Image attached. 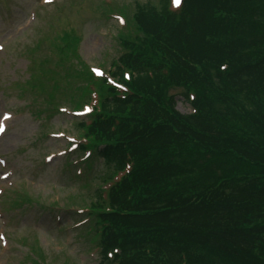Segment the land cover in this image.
<instances>
[{
    "label": "trees",
    "instance_id": "1",
    "mask_svg": "<svg viewBox=\"0 0 264 264\" xmlns=\"http://www.w3.org/2000/svg\"><path fill=\"white\" fill-rule=\"evenodd\" d=\"M127 16V91L103 88L87 125L106 165L129 166L89 208L101 264H264V0Z\"/></svg>",
    "mask_w": 264,
    "mask_h": 264
},
{
    "label": "rangeland",
    "instance_id": "2",
    "mask_svg": "<svg viewBox=\"0 0 264 264\" xmlns=\"http://www.w3.org/2000/svg\"><path fill=\"white\" fill-rule=\"evenodd\" d=\"M147 2L158 0H54L44 8H39L41 0H0V111L13 114L0 147L16 170L0 184V202L14 196L12 179L33 199L30 206L5 203L7 212L0 210L9 239L0 248V264H32L35 258V264H98L96 241L81 210L95 200L99 185L105 187L101 179L110 166L96 156L86 166L76 153L70 156L72 163L63 159V151L73 147L68 138L79 135L77 119L59 109H76L83 97V62L109 75L111 59L123 52L117 38L122 25L114 17L118 13L105 18L107 7L131 12ZM31 11L36 19H29ZM168 93L175 95L177 111H190L178 89ZM56 132L63 133L61 138L47 136ZM60 150L47 165L42 163ZM51 207L74 209L57 212L60 220L53 222Z\"/></svg>",
    "mask_w": 264,
    "mask_h": 264
},
{
    "label": "snow or ice",
    "instance_id": "3",
    "mask_svg": "<svg viewBox=\"0 0 264 264\" xmlns=\"http://www.w3.org/2000/svg\"><path fill=\"white\" fill-rule=\"evenodd\" d=\"M180 2L181 0H173V3L176 5V6H179L180 5ZM8 117L6 116L5 119H7ZM0 131H3V127L0 126Z\"/></svg>",
    "mask_w": 264,
    "mask_h": 264
}]
</instances>
